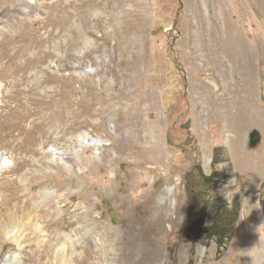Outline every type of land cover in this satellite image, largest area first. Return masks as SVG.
<instances>
[{"label":"rangeland","instance_id":"374dc122","mask_svg":"<svg viewBox=\"0 0 264 264\" xmlns=\"http://www.w3.org/2000/svg\"><path fill=\"white\" fill-rule=\"evenodd\" d=\"M17 7L38 13L1 23L0 86L25 39L21 60L44 57L29 85L53 75L24 86L30 98L0 93V264H144L150 252L152 264H264V0H0L3 14ZM206 52L234 66L227 116ZM50 99L35 140L17 111L48 122Z\"/></svg>","mask_w":264,"mask_h":264},{"label":"bare ground","instance_id":"6f19581e","mask_svg":"<svg viewBox=\"0 0 264 264\" xmlns=\"http://www.w3.org/2000/svg\"><path fill=\"white\" fill-rule=\"evenodd\" d=\"M31 12L33 13H38V9L37 8H30L29 10L22 8V7H17L16 9H14L13 11H5V13L3 14L0 11V28H1V23L4 21V19H6L7 24H10L11 20L10 18H8L9 15H13L14 13L16 14H30ZM141 13V12H140ZM143 14V13H141ZM13 28V27H12ZM10 29V28H9ZM219 30V29H218ZM221 31V30H220ZM53 31H51L50 34V38L52 37V33ZM9 34V33H8ZM54 35V34H53ZM225 36V35H224ZM21 37V36H20ZM38 37V36H37ZM22 38V37H21ZM10 39V38H9ZM12 40V39H11ZM49 40V39H48ZM9 42V41H8ZM28 40L25 39V41L21 44H19V46L16 48V51L10 54V61L13 62L12 65V70L10 72V74L6 77H2L3 81L5 82L4 84H2V86H0V93H1V97H6L9 95V92L7 90V86H14L16 87V90L14 92V94H10V97H17L19 94H21L22 92L26 94L27 96V91H29L28 87H24V86H39L41 83L44 82H52V72L51 71H47L46 74L47 76L42 80V81H36L34 84L29 85V80L33 75H36L38 73V69L40 68V63L41 61L44 60V57H42L38 50L34 53L31 54L27 57H25L24 60H21L20 58L23 57L26 54V48L24 43H27ZM2 45V44H1ZM9 46V45H8ZM237 46V45H236ZM249 46V45H248ZM4 47V46H3ZM6 47V46H5ZM12 48V47H10ZM216 48V47H215ZM220 48V47H219ZM217 49V48H216ZM221 49V48H220ZM11 50V49H10ZM43 50V49H42ZM214 50V49H213ZM224 51V50H223ZM6 53V52H5ZM214 53V52H213ZM200 54H203L202 52H200ZM211 52H206L205 53V57L204 58V63L212 65L218 72V74L221 75L220 81H214L212 82V88L214 89L215 93H216V97H215V106L217 107L219 113H221V115L227 116L228 112L231 110V105L232 103L235 101L234 99V95H232V90H231V77H230V72H232V70L230 71L229 69L231 68V66H233V64L231 63V60L228 56V54L224 55V58H221L220 56H210ZM217 54V53H216ZM5 55V54H4ZM9 55V54H8ZM236 57L238 58V65L239 68H241V73L243 74V78L241 83L244 84L245 81H247V77L250 76V73L252 72V57L251 54L248 52H243L240 51L239 54L236 55ZM227 58H229L230 60V64H227ZM10 65V64H9ZM235 65V66H236ZM209 67V66H208ZM234 67V66H233ZM7 68V67H6ZM238 69V68H237ZM34 70V71H33ZM240 70V69H239ZM6 73V72H5ZM214 73V72H213ZM236 73V72H234ZM233 75V74H231ZM219 76V75H218ZM247 76V77H246ZM235 77V76H234ZM233 77V78H234ZM252 81V80H251ZM236 83V82H235ZM249 83V82H248ZM252 85V84H251ZM23 86V87H21ZM241 88V87H240ZM237 89V88H236ZM244 90V89H243ZM248 90V89H247ZM8 92V93H7ZM45 92V91H44ZM48 92H52L51 89L48 90ZM202 92V91H201ZM248 92V91H247ZM252 92V91H251ZM239 93V92H237ZM235 93V94H237ZM243 94V93H242ZM246 94V93H244ZM251 95V94H250ZM249 95V96H250ZM44 96V95H43ZM242 96V95H241ZM30 98V95L28 94V96ZM252 98V97H251ZM249 98V99H251ZM233 99V100H232ZM243 100V99H242ZM246 100V99H245ZM244 100V101H245ZM214 101V100H213ZM243 101V102H244ZM249 101V100H248ZM252 101V100H251ZM47 107L49 108L48 114L46 113V116L48 117V122H46V120H44V117L42 114L38 113V111L40 112L41 109L39 108L38 111L37 110H33L32 108H28V106H24V110L23 108L20 107V109L17 111V116L19 120H23V119H27L30 116L31 118V126L29 129V133L31 136L34 137V139L38 138V133H45V129L44 126L47 125L48 123H51L54 117L53 112V102L52 99H50L49 101H47ZM44 107L46 104H43ZM246 105V104H245ZM247 106V105H246ZM244 107V106H243ZM250 107V106H248ZM24 110V113L21 111ZM250 110V109H249ZM251 111V110H250ZM56 113V112H55ZM243 113V112H242ZM260 119V118H259ZM24 121V120H23ZM261 121V120H260ZM243 122V121H242ZM244 123V122H243ZM36 138V139H37ZM35 139V140H36ZM34 140V141H35ZM232 139H229V144L232 143ZM95 144L94 140L91 139L90 137H86V138H82L81 139V145L85 146V145H93ZM226 146V145H225ZM62 155L64 157H70L69 153L66 152H62ZM0 157L2 158V154H0ZM1 160V159H0ZM210 160V158L208 159V161ZM250 174H253V176L255 177V172L250 171ZM250 176V175H249ZM30 189V188H29ZM175 186L174 185H166L160 194V199L162 201L169 199V197L172 195V193L174 192ZM28 199V198H27ZM26 199V200H27ZM28 201V200H27ZM27 203V202H26ZM165 204V203H164ZM28 205V204H27ZM71 213V212H70ZM41 217V216H40ZM88 219L87 217H83L82 221L80 222V226L79 229L83 232V237L85 238L87 243H81L80 245H76V246H81L84 250H85V254L84 256H82L81 261L82 263L86 262V259L88 258V246L90 248H94V243L91 241V239H89V236L85 230V226L88 223ZM73 223V220L70 219L69 220V225ZM100 227V226H99ZM104 232V231H103ZM106 233V232H105ZM124 239V238H123ZM16 240V239H15ZM19 238H17V241L19 242ZM156 243V242H155ZM8 242H5L3 239H1L0 236V259L2 256V252L8 247ZM75 245V244H74ZM117 246V245H116ZM134 249V248H133ZM132 251V249H130ZM160 250V249H159ZM96 251V250H94ZM92 252V251H91ZM94 254V253H93ZM96 254V253H95ZM148 258L142 257L141 258V262H143L144 264H152L153 260H154V256L151 255L150 253H147ZM162 254V253H160ZM130 255V254H129ZM15 257H17V255H14ZM92 256V255H91ZM157 257V256H156ZM97 258V257H96ZM159 258V257H158Z\"/></svg>","mask_w":264,"mask_h":264},{"label":"water","instance_id":"95a60500","mask_svg":"<svg viewBox=\"0 0 264 264\" xmlns=\"http://www.w3.org/2000/svg\"><path fill=\"white\" fill-rule=\"evenodd\" d=\"M263 140V135L261 134L260 130L258 128H254L250 133H249V148H258ZM262 208H263V213H264V198L262 199Z\"/></svg>","mask_w":264,"mask_h":264},{"label":"trees","instance_id":"16d2710c","mask_svg":"<svg viewBox=\"0 0 264 264\" xmlns=\"http://www.w3.org/2000/svg\"><path fill=\"white\" fill-rule=\"evenodd\" d=\"M180 1H181V0H180ZM214 223H215V222H213V224L211 225V227L214 226ZM219 228H220V227L215 228V231H214L215 234H219V233H220Z\"/></svg>","mask_w":264,"mask_h":264}]
</instances>
